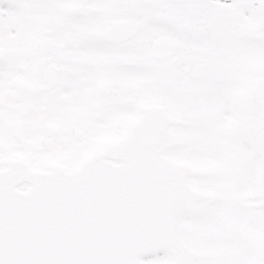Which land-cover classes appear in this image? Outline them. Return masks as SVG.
Here are the masks:
<instances>
[{"label": "snow or ice", "instance_id": "1", "mask_svg": "<svg viewBox=\"0 0 264 264\" xmlns=\"http://www.w3.org/2000/svg\"><path fill=\"white\" fill-rule=\"evenodd\" d=\"M0 264H264V0H0Z\"/></svg>", "mask_w": 264, "mask_h": 264}]
</instances>
